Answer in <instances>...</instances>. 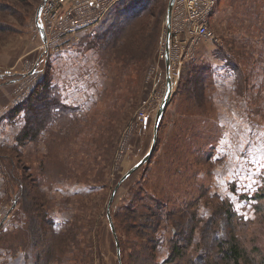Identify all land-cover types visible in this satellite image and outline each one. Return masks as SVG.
<instances>
[{
  "label": "rangeland",
  "instance_id": "obj_1",
  "mask_svg": "<svg viewBox=\"0 0 264 264\" xmlns=\"http://www.w3.org/2000/svg\"><path fill=\"white\" fill-rule=\"evenodd\" d=\"M45 1L27 0L22 3L16 0H0V7H2L0 25L7 27L6 32H0V76H5V81L0 84V95L4 98L0 100V165L5 160L13 158L19 160V166L25 167L27 176L31 174L33 178L38 177L43 169V163L46 164L47 157L52 156L53 150L48 145L51 146L50 142L55 140V149L62 161L67 164L66 168L74 170L71 178H64L60 175L53 190H50V187L47 188V184H45L47 187H42L46 195V203L50 205L51 215L63 229L70 232L73 241L71 247L63 254L61 264H118L121 253L119 257V248L117 243L115 244L116 239L108 218L109 203L122 178L147 155L153 142L157 111L167 89V69L164 68L166 63L158 56L165 48L167 27L165 24L161 31L155 51L156 57L153 59L137 53L138 60L124 62L121 58L107 63L102 60L101 56H93L96 51L88 49L89 41L96 36V33L92 32L84 38L85 44L81 48L78 45L80 49L61 50L60 54H52L48 51L50 57H46L45 51L41 48L44 42L36 27L37 12ZM124 1L118 3L102 27L97 29V33L110 22L116 11L127 6L124 5ZM165 2L169 3L168 0ZM221 9L217 7L212 18V28L217 41L197 44L193 58H196V61L200 58H208L211 65L215 64L216 70H219L221 65L228 66L227 62L223 61L232 62L230 53H233V50L239 49L243 43L247 44L245 49H240L242 57L239 71L247 75L253 74L255 76L253 81L259 85L261 81H264V14H256L255 10L245 8L250 12L237 18V26L242 27L235 29L239 33L237 35L232 31L234 14L230 11L222 13ZM164 18L166 22V16ZM219 29L222 31L220 32ZM8 30L10 32H7ZM184 36L183 31L182 39ZM187 48L188 45H186L185 53ZM72 55L78 57L71 64V68L75 71L97 70L103 72L99 76L106 75L104 79L102 77L95 80L90 79L89 83L93 80L97 83L95 87L100 88L110 85L106 99H103V95L97 91L96 116L91 120L89 130L81 137L67 136L68 133L65 130L73 129V127L67 123L62 126L57 118V121L42 132L38 141L24 145L18 144L16 138L26 124L25 113L22 111L15 116V121L7 114L26 101L34 86L43 80L46 71L54 75L53 83L57 81L61 76L58 72L69 68V66L57 67L59 58ZM170 60V77L173 78L174 90L170 110L174 115L176 109L173 105L174 95L178 91L181 75L192 59L170 57ZM233 62L237 64V57H234ZM33 67H37L40 73L23 81L22 74L30 73ZM180 67H183L181 72L178 71ZM12 74H15L17 78H13L15 75ZM73 80L72 78L71 81ZM5 82H9L13 87L3 88ZM70 89V93H66L69 101L72 100V96H77L72 94V86ZM221 89L223 88H219ZM229 91L218 92V99H216L221 109V124L224 125L222 126L224 133L217 148L215 158L217 164L212 179L206 176L205 171L199 178L200 184H212L213 186H209L208 198L202 196L199 200L197 217L200 219V225L195 232L194 245L191 246V243L189 245L191 247L189 251H196L194 255L199 251L197 257L203 249V247L197 249L201 237L199 229L208 222L214 207L222 204L230 196L227 186L237 178H245L249 190L254 186L259 188L264 185V178L261 177L264 175V119L254 115L249 109L251 116L245 109L264 94L260 95L256 92L257 90H253L241 97L233 93L232 89ZM3 93H6L5 96ZM8 95L11 100H8ZM260 107L264 111V96ZM142 116L147 118L145 122L140 119ZM166 133L168 135V130ZM148 169L147 177L156 180L157 176L152 173L154 172L153 162ZM141 171L142 168L121 184L112 207L122 211L130 203V198L126 194L137 180L142 179ZM9 192L0 169V225L5 223V229L11 231L16 224L8 223L11 218L8 212L10 209ZM200 194L197 192L195 195L194 192L195 197H199ZM244 203L237 202L236 208L239 214L246 219L261 217V222L254 223L251 227L253 230L257 229V234L260 236L259 241L264 244V209L258 212L251 204ZM255 203L253 201L252 205ZM262 205L264 207V203ZM58 207L63 209L62 212ZM111 219L113 221L112 216ZM101 226H104V229H101ZM226 228L222 222V230L219 234L222 233L221 235L225 236ZM99 231H102L99 237L103 240L100 263L94 252L98 251L95 242L99 239ZM115 231L117 235L116 228ZM250 238H252V233H250ZM160 249L161 258L165 260L164 255L168 251V246H161ZM2 262L3 256L0 255V264ZM7 264H25V258L21 254L17 259L8 261Z\"/></svg>",
  "mask_w": 264,
  "mask_h": 264
},
{
  "label": "trees",
  "instance_id": "obj_2",
  "mask_svg": "<svg viewBox=\"0 0 264 264\" xmlns=\"http://www.w3.org/2000/svg\"><path fill=\"white\" fill-rule=\"evenodd\" d=\"M16 1L23 3L27 0ZM123 3L127 6L115 10L110 22L89 41L88 49L96 51L95 55L101 56L107 63L121 58L124 62L138 60L137 53L153 59L165 27L168 3L165 0H125ZM5 29L6 26L0 25V32H6ZM84 44L83 40L80 47ZM246 46L243 43L239 49H232V62L226 61L227 71L235 72L229 87H225L226 75L221 74L222 77L218 78L219 72L208 58L191 61L186 66L174 95L175 114L170 110V103L159 126L152 158L138 169L142 168V179L127 189L130 203L122 211L111 206L121 253L118 264H264V244L259 241L257 229L251 227L254 223L259 224L261 217L246 219L236 208L237 202H245L258 212L263 211L264 185L249 190L245 178H237L227 186L230 196L214 207L208 222L199 229L201 237L197 249L203 247L201 254L197 257L199 251L195 255L196 251H189L200 225L197 217L200 197H207L209 186H213L200 184L199 178L205 171L206 176L212 179L217 164V148L224 133L221 109L216 100L218 92H230L232 89L241 97L253 90L264 94V81L257 85L253 74L239 71L240 49ZM234 57H237V64L233 62ZM53 76L46 71L43 80L26 101L7 114L13 119L22 111L25 113L26 124L16 138L20 145L38 141L42 132L57 118L62 126L68 121L67 113L72 107L62 100L59 90L52 85ZM4 78V75L0 76V84L5 81ZM263 96L245 108L251 116L250 110L264 119V111L260 107ZM50 143L52 156L47 157L38 177L27 176L25 167L19 166V160L13 158L0 165L10 190L8 212L11 218L8 223L16 224L11 231L5 229V223L0 225L2 264L17 259L21 254L25 264H61L63 254L72 245L70 232L51 215L50 205L46 203V195L42 191L45 184L53 190L60 175L71 178L74 174V170L66 168L67 164L56 151V141ZM152 162L156 180L146 174ZM261 177L264 178V175ZM194 192L195 195L197 192L201 194L195 197ZM253 201L255 205H252ZM59 209L62 212L63 209ZM222 222L227 227L225 236L219 234ZM98 233L99 237L102 231ZM102 243L100 237L95 242L98 251L94 252L99 263ZM164 245L168 246V251L164 255L166 259L162 260L160 248Z\"/></svg>",
  "mask_w": 264,
  "mask_h": 264
},
{
  "label": "built area",
  "instance_id": "obj_3",
  "mask_svg": "<svg viewBox=\"0 0 264 264\" xmlns=\"http://www.w3.org/2000/svg\"><path fill=\"white\" fill-rule=\"evenodd\" d=\"M122 0H47L42 8L40 19L47 37L46 43L41 48L45 56L50 53L60 54L61 50H77L78 45L92 32L105 23L113 9ZM170 1V0H168ZM220 0H176L172 13V30L170 40V57H181L184 60H196L193 52L196 45L217 41L212 28V18ZM185 36L182 39V33ZM37 32L39 30L37 29ZM40 34V33H39ZM186 45H188L185 53ZM158 54L162 60L166 59V42L164 51ZM33 67L32 69H34ZM183 67L178 69L181 72ZM227 69V66H226ZM39 71V70H38ZM22 74L23 81L35 76ZM158 70H156L157 72ZM219 71V70H217ZM31 72V71H30ZM44 76V74H42ZM230 80L235 78V72L229 75ZM41 80V79H40ZM39 80V81H40ZM173 81V78H172ZM36 85L34 86V88ZM33 88V90H34ZM32 90V91H33ZM31 91V92H32ZM30 92V93H31ZM140 119L146 121V117Z\"/></svg>",
  "mask_w": 264,
  "mask_h": 264
},
{
  "label": "crops",
  "instance_id": "obj_4",
  "mask_svg": "<svg viewBox=\"0 0 264 264\" xmlns=\"http://www.w3.org/2000/svg\"><path fill=\"white\" fill-rule=\"evenodd\" d=\"M218 7L222 8L221 12L224 13L225 11H230L234 14V23L232 27L233 34L239 35L238 31L235 29L242 28L237 26L236 20L237 18H241L245 13L250 12L245 10L251 9L255 10L254 12H257L256 14H264V0H220ZM217 11V10H216ZM229 13V14H232ZM234 28V29H233ZM245 29V28H244ZM231 30V28L229 29ZM221 32L222 30L219 29ZM81 48V47H80ZM77 47V49H80ZM84 51V50H83ZM90 51V50H89ZM94 57H100L99 55H95L93 53ZM156 57V56H155ZM78 57L68 56V57H61L59 58L57 62V67H64L69 66L68 69L63 70L62 72H58L61 74L59 76L58 80L55 81L53 84H56V88L59 90L60 94H62V100L66 102L69 106H71V112L67 113L68 121L67 125H71L70 127H73V129L67 128L65 130L67 136H82L85 132L89 130V127L91 126L92 122L91 120L96 116V102L98 100L97 97V91H99L103 95V99H106L109 95V92H107V89L110 88V85L105 88L95 87L96 82L93 80L90 81V79H97L98 77L105 78L106 75L103 74L102 71H85V70H77L71 68V64L75 62V60ZM227 61V60H226ZM223 61V62H226ZM166 63V62H165ZM54 65L56 63H53ZM165 70L167 69V65L165 64ZM218 78L222 77L221 74L226 75L225 87L231 86V80L229 75L232 74V72H228L225 64L220 66V69L218 71ZM106 74V72H104ZM15 75V74H12ZM13 78H17L16 75ZM72 78L74 79L73 81ZM101 78V80H102ZM15 83V82H14ZM87 85H91L92 87H88ZM7 87H13L9 82H5L2 86L3 88ZM70 86H72V94H74L76 97L72 96V100L69 101L68 98H66V93H70L71 89ZM112 87V86H111ZM1 88V87H0ZM12 91V89H11ZM4 96L6 93H3ZM66 98V99H65ZM4 98H1L0 100H3ZM10 99V95H8V100ZM11 100V99H10ZM71 102V103H69ZM15 121V118H14ZM75 125V126H74Z\"/></svg>",
  "mask_w": 264,
  "mask_h": 264
},
{
  "label": "water",
  "instance_id": "obj_5",
  "mask_svg": "<svg viewBox=\"0 0 264 264\" xmlns=\"http://www.w3.org/2000/svg\"><path fill=\"white\" fill-rule=\"evenodd\" d=\"M47 1V0H46ZM45 1V2H46ZM175 1L176 0H170L169 3H168V8H167V14H166V27H167V39H166V59H165V62H166V65H167V89H166V93L164 95V98H163V101L157 111V115H156V119H155V124H154V138H153V142H152V145H151V148L149 150V152L147 153V155L136 165L134 166L121 180V182L117 185L114 193H113V196L110 200V203H109V208H108V218H109V221H110V226H111V229H112V232L114 233V237L116 239V243H117V246L119 248V257H120V247H119V244H118V240H117V235H116V231H115V227H114V223L111 219V212H110V209H111V206H112V203L114 201V198H115V195L119 189V187L121 186V184L128 178L130 177L135 171H137L140 167H142L143 165H145L151 158H152V155L155 151V148H156V144H157V141H158V133H159V126H160V123H161V120L171 102V99L173 97V94H174V90H173V81L170 77V70H171V60H170V40H171V30H172V13H173V7H174V4H175ZM42 8H43V4L42 6H40L38 12H37V15H36V25L40 31V35H41V38L43 40L44 43H46L47 41V37H46V34H45V30H44V27L40 21V14H41V11H42ZM36 72V69L34 68L30 73V74H33Z\"/></svg>",
  "mask_w": 264,
  "mask_h": 264
}]
</instances>
